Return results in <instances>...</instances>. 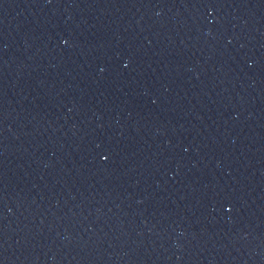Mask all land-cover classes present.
Masks as SVG:
<instances>
[{
    "label": "water",
    "instance_id": "1",
    "mask_svg": "<svg viewBox=\"0 0 264 264\" xmlns=\"http://www.w3.org/2000/svg\"><path fill=\"white\" fill-rule=\"evenodd\" d=\"M0 264H264V0H0Z\"/></svg>",
    "mask_w": 264,
    "mask_h": 264
}]
</instances>
